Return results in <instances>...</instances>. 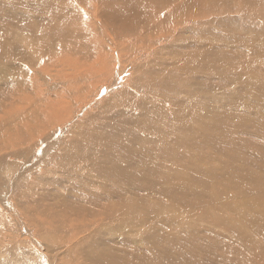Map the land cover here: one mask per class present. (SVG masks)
<instances>
[{
	"label": "bare ground",
	"instance_id": "6f19581e",
	"mask_svg": "<svg viewBox=\"0 0 264 264\" xmlns=\"http://www.w3.org/2000/svg\"><path fill=\"white\" fill-rule=\"evenodd\" d=\"M0 224V264H264V0H0Z\"/></svg>",
	"mask_w": 264,
	"mask_h": 264
},
{
	"label": "rangeland",
	"instance_id": "374dc122",
	"mask_svg": "<svg viewBox=\"0 0 264 264\" xmlns=\"http://www.w3.org/2000/svg\"><path fill=\"white\" fill-rule=\"evenodd\" d=\"M106 94V93H102V94H100L99 96H97L96 97V99H99V98H102V97H104V95ZM80 98V97H79ZM79 98H76L75 100H76V102H77V104H78V102H79ZM87 103V102H86ZM76 103L74 102L72 105H75ZM98 104H93V105H91L90 107H91V109L92 110H95V109H97L98 108ZM51 113H54L53 111L51 112ZM54 162L52 163V164H48V165H45V167H53L54 166ZM35 170V169H34ZM47 175H48V178L50 179V175H54L53 173H51V172H48L47 173ZM35 181L33 180L32 181V183H33V185H36V183H34ZM22 184H27V181H26V179L24 178V176L21 178V180H20V182H19V184L18 185H20V186H22ZM50 206L49 205V202H47V201H34V202H31V203H26V202H24L23 203V206H24V208H25V210L29 213L30 212V210L32 209V208H34L35 206ZM18 210H19V212H20V215H21V218L25 221V219H24V213H23V209H21L20 207H18ZM30 214V213H29ZM2 224H0V226H1ZM41 228H42V231L44 232V234H47L48 232H50V221H43L42 222V224H41Z\"/></svg>",
	"mask_w": 264,
	"mask_h": 264
}]
</instances>
